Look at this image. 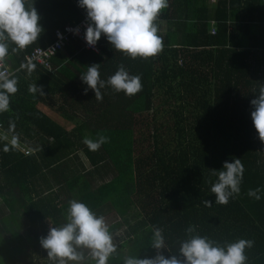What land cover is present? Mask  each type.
<instances>
[{
    "label": "trees",
    "instance_id": "16d2710c",
    "mask_svg": "<svg viewBox=\"0 0 264 264\" xmlns=\"http://www.w3.org/2000/svg\"><path fill=\"white\" fill-rule=\"evenodd\" d=\"M179 1L169 0L160 18L164 50L155 58L133 60L103 35L98 50L70 38L51 56L50 69L33 62L29 73L21 68L27 64L25 56L34 47L52 44L56 31L77 23L81 12L78 0H27L38 11L44 31L25 50L13 52L15 45L9 42L6 62L20 70L10 76L18 80V91L10 97L9 110L0 112V201L11 218L25 215L37 243L47 237V219L57 226L66 223L69 201L77 200L104 216L112 233L113 219L126 224L119 242L121 258H154L152 227L164 230L171 252L162 254L179 255L186 229L195 225L197 234L221 246L254 241L245 253L247 264H264V142L251 118V101L264 85V2L187 0L181 6ZM210 20L216 22L214 32ZM178 55L184 57L183 64L177 62ZM93 64H100L105 82L123 64L130 75L141 77L142 91L129 97L106 84L103 100H95L91 89L85 94L88 86L80 78ZM33 84L43 94L30 93ZM155 92L179 104L172 111L175 148L169 151L155 140L150 154L136 157V116L151 110ZM39 102L54 107L66 123L40 112ZM187 106L191 121L184 116ZM100 135L110 142L97 151L83 143L85 137L95 140ZM235 159L245 169L240 194L227 205L216 204L211 187L218 175L213 170H223L225 162ZM257 188L259 200L248 195ZM205 200L212 206H205ZM18 254L14 250L8 256L11 264ZM42 264H51L48 256ZM110 264H122V259Z\"/></svg>",
    "mask_w": 264,
    "mask_h": 264
},
{
    "label": "clouds",
    "instance_id": "9594fccd",
    "mask_svg": "<svg viewBox=\"0 0 264 264\" xmlns=\"http://www.w3.org/2000/svg\"><path fill=\"white\" fill-rule=\"evenodd\" d=\"M78 5L87 11L89 23L85 39L89 46L94 48L103 35L116 51L133 60H148L163 52L159 22L161 14L169 7V0H78ZM40 19L34 5L28 4L27 0H0V112L9 110L10 97L18 91V80L9 76L5 65L9 42L15 45L13 52L25 50L37 42L44 31ZM75 34H79V29ZM21 68L30 73L35 65L22 64ZM80 78L88 86L85 94L91 89L97 101L103 100L101 90L106 84L113 91L123 92L129 97L137 95L143 87L141 77L130 75L123 64L106 82L100 78V64L88 66ZM29 92L43 94L37 84L30 85ZM256 94L257 98L251 101L254 108L251 118L259 139L264 142V85ZM108 142L109 138L104 135L95 140L83 139L92 151ZM16 143L13 137L11 144L15 146ZM4 151H8L7 146ZM244 171L241 159L225 162L223 170H213V174L218 175V181L211 187L216 204L227 205L230 198L240 194ZM259 192V188L250 189L248 195L259 200ZM204 204L212 206L209 200ZM66 219L67 222L60 226L51 224L47 237L40 240L51 264H110V261L119 259H122V264H247L246 250L254 246V241L246 239L221 246L197 234L196 226L192 225L186 229L187 239L180 242L179 255L167 258L162 254V250L170 251L164 230L152 227L151 247L157 250V255L154 258H121L118 252L120 244L104 216H98L85 203L71 200Z\"/></svg>",
    "mask_w": 264,
    "mask_h": 264
},
{
    "label": "rangeland",
    "instance_id": "374dc122",
    "mask_svg": "<svg viewBox=\"0 0 264 264\" xmlns=\"http://www.w3.org/2000/svg\"><path fill=\"white\" fill-rule=\"evenodd\" d=\"M156 94L153 97V103L152 108L149 112L143 113L136 116L135 120V139L137 141L136 157L139 156L141 158H144L146 155L150 154L154 150V141H158L159 147L165 145L166 149L169 151H172L175 148V135L174 132L171 130L173 129L172 125L174 123V117L172 115V111L176 110L178 111L179 104L178 102L172 101V98H169L168 95H165V93H159L155 92ZM193 95L187 96L189 98V101H192L190 97ZM191 106V105H190ZM190 106H187L186 109H188ZM189 110L192 111V109H188L184 111V116L188 117L190 121L193 119V114L189 112ZM192 116V118H191ZM157 137L154 138V137ZM161 143V144H160ZM79 160L89 168V164L86 161V158H84L83 154L81 152L77 153ZM71 164V162H70ZM3 205L2 210L0 209V214L3 213L7 214V216L10 218V213L7 212V205L4 204L2 201H0ZM0 215V217H1ZM7 216L4 218H1L0 223V264H11L10 256L8 254L7 250V242L8 238H3V230H9V225H12L14 227L15 224L9 223L7 221ZM113 227L112 231L116 235V238L118 242L121 240L122 235L125 236L127 232V226L126 224L119 218L117 220L113 219ZM111 222V223H112ZM50 223V222H49ZM110 224V223H109ZM108 224V225H109ZM50 226L51 223H50ZM7 234V232H6ZM5 234V235H6ZM17 237H13L10 240V246H16L17 244L22 246L23 241L25 240V232H20V230L17 232ZM33 237H29L28 240H31L29 244L26 246L25 249H23V252L17 257L18 261L13 264H27L29 260L32 261L33 264H41L42 263V257L40 260L35 258V256L41 255V251H44V248L41 246V243H37L36 240H33ZM46 251L44 253L45 260H46ZM48 255V254H47ZM9 256V257H8ZM17 260V259H16Z\"/></svg>",
    "mask_w": 264,
    "mask_h": 264
},
{
    "label": "built area",
    "instance_id": "2783aa9c",
    "mask_svg": "<svg viewBox=\"0 0 264 264\" xmlns=\"http://www.w3.org/2000/svg\"><path fill=\"white\" fill-rule=\"evenodd\" d=\"M88 17H87V11L86 9L81 10V18L77 23L69 24L67 23L63 29H59L56 31V39L52 44H49L46 47H34L30 53H28L25 56L26 63H33L37 62L41 65H43L46 68H51V61L50 58L53 56L58 49H62L64 43L70 39V38H78L84 47L91 48L94 50H98V45H96L94 48L89 46L86 39H85V33L88 25ZM79 29V34H75V30ZM212 32L215 31V29L210 28ZM184 57L181 55H178L177 62L179 64H183ZM6 69L11 76L17 69L11 68L7 62L5 61ZM19 69V68H18ZM26 155L29 153V151L24 152Z\"/></svg>",
    "mask_w": 264,
    "mask_h": 264
},
{
    "label": "crops",
    "instance_id": "0c3cea01",
    "mask_svg": "<svg viewBox=\"0 0 264 264\" xmlns=\"http://www.w3.org/2000/svg\"><path fill=\"white\" fill-rule=\"evenodd\" d=\"M185 1V2H184ZM263 2H264V0H263ZM181 3H183V4H181ZM186 3H187V0H182V1H179V4H181V6H186ZM209 3L211 4V3H213V0H210L209 1ZM79 8V11L81 12V7H78ZM165 16V12H163L162 14H161V17H164ZM160 17V18H161ZM208 24L210 25V28H214V26L216 25V22L215 21H213V20H210L209 22H208ZM65 63V62H64ZM69 68V67H68ZM70 70H71V72L73 71L71 68H69ZM18 70H20V69H17V71ZM39 93V92H38ZM48 99V98H47ZM36 108L40 111V112H42V113H44V114H46L48 117H50L51 119H53V120H55V121H57V123L59 122V124H64V123H66V121L62 118V116L56 111V109L53 107V108H51V106L49 107V106H47V105H45L44 103H42V102H39L38 104H37V106H36ZM30 126H32V124H25V127H30ZM70 128H71V126H70ZM26 141H28V139H26ZM83 164V163H82ZM84 165V164H83ZM2 207H3V205L1 204V202H0V209L2 210ZM7 207V206H6ZM7 212H9V210H8V208H7ZM7 216V214H5V213H3L2 214V218H4V217H6ZM1 218V217H0ZM7 221L9 222V223H12V224H15V226L16 227H14V226H12V225H9V227H10V229L9 230H6V231H4L3 230V235H4V237L3 238H8V242H7V250H8V254H9V256H10V254L14 251V250H16L18 253H19V251L22 253L23 252V249H25L26 248V246L29 244V242L31 241V240H28V238L31 236V237H33V235L32 234H29V230H31V233H33L34 232V226L32 227V229H30L29 227H30V223H28L27 221L28 220H26V218H25V215H23V213L22 212H19L18 213V215H17V217L14 219V218H9L8 216H7ZM51 224H53L54 226H57L56 224H54L53 222H52V220H51V218H49V219H47V221H46V224H47V226H48V228H47V230H46V235H48V232H49V229H50V223ZM0 223H1V219H0ZM39 227H37V231H38V235H41V233L42 232H40V230L38 229ZM20 230V232H25L26 233V235L24 236L25 237V240L23 241V243H22V246H20V245H16V246H10L9 244H10V240L13 238V237H17V232ZM6 232H7V234H6ZM40 233V234H39ZM6 234V235H5ZM44 234V233H43ZM44 236V235H43ZM124 236L122 235V237H121V239L123 238ZM34 238V237H33ZM33 240H35V238L33 239ZM121 241V240H120ZM119 241V242H120ZM19 255V254H18ZM48 255H46V257H47ZM42 257V262L45 260V255H39V256H35V258H37L38 260H40V258ZM32 261H34V260H32ZM42 264V263H41Z\"/></svg>",
    "mask_w": 264,
    "mask_h": 264
}]
</instances>
